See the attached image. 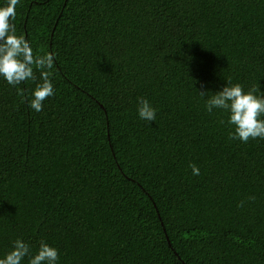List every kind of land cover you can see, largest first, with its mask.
Wrapping results in <instances>:
<instances>
[{
    "label": "trees",
    "instance_id": "obj_1",
    "mask_svg": "<svg viewBox=\"0 0 264 264\" xmlns=\"http://www.w3.org/2000/svg\"><path fill=\"white\" fill-rule=\"evenodd\" d=\"M14 24L55 54L56 95L36 113L0 81V255L23 237L61 264H264V140H229L199 94H264V0H21Z\"/></svg>",
    "mask_w": 264,
    "mask_h": 264
},
{
    "label": "clouds",
    "instance_id": "obj_2",
    "mask_svg": "<svg viewBox=\"0 0 264 264\" xmlns=\"http://www.w3.org/2000/svg\"><path fill=\"white\" fill-rule=\"evenodd\" d=\"M21 0H4L0 4V81L16 89L30 110L40 113L45 101L56 95L53 75L56 56L52 52H34L22 34H17L14 20ZM37 73L39 76L37 77ZM34 83L31 94L24 97L20 85ZM204 108L212 114L220 110L227 114L221 123L229 127L228 138L248 144L250 141L264 140V94L256 95L255 88L245 90L240 83L227 81L222 90L208 95ZM136 115L139 120L152 123L157 118V108L146 98L137 100ZM192 175L199 176L200 169L191 165ZM254 200L255 197H249ZM240 207L243 206L241 202ZM0 264H61L60 250L46 241L34 247L23 237H16L8 251L0 255Z\"/></svg>",
    "mask_w": 264,
    "mask_h": 264
},
{
    "label": "water",
    "instance_id": "obj_3",
    "mask_svg": "<svg viewBox=\"0 0 264 264\" xmlns=\"http://www.w3.org/2000/svg\"><path fill=\"white\" fill-rule=\"evenodd\" d=\"M163 225V224H162ZM164 226V225H163ZM164 230H165V228H164ZM170 244V243H169ZM170 246H172L171 244H170Z\"/></svg>",
    "mask_w": 264,
    "mask_h": 264
}]
</instances>
